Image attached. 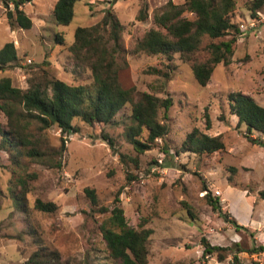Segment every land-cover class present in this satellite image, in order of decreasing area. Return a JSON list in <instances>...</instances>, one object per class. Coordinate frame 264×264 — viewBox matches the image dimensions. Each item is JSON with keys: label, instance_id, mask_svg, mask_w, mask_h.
I'll list each match as a JSON object with an SVG mask.
<instances>
[{"label": "rangeland", "instance_id": "obj_1", "mask_svg": "<svg viewBox=\"0 0 264 264\" xmlns=\"http://www.w3.org/2000/svg\"><path fill=\"white\" fill-rule=\"evenodd\" d=\"M55 1L26 0L22 8L32 27L23 29L9 26L0 0V48L12 41L17 53L13 66L0 67V78L10 77L21 89L43 71L71 85L90 82L89 69L76 66L68 46L76 27L95 24L110 7L123 25L125 51L117 56L119 80L126 88L134 87L136 95L149 92L171 97L172 105L163 120L167 133L149 149L136 153L124 135L131 112L126 104L113 124L75 119V133L62 134L56 126L46 129L42 134L45 146L58 148L64 139L61 168L25 159L16 169L8 152L0 147V264H21L37 249L57 251L65 264H115L99 229L109 212L98 209L111 208L116 198L130 226L152 230L149 264H234L235 255L242 264H264V250L260 251V246L264 247V199L258 195L264 188V145L247 137L246 125L238 123L228 102L231 92L240 91L264 106V3L252 16L248 9L251 0H235L232 21L241 33L233 44V55L229 63L216 64L202 86L195 80L191 64L178 54L167 61L161 54L132 52L136 40L156 28L153 12L168 0H77L67 25L56 23L52 14ZM144 3L148 17L138 21L136 15ZM184 16L193 15L186 12ZM56 34L64 43H56ZM228 38L205 36L196 59L207 58L210 41ZM151 67L169 73V77L150 73ZM194 127L211 136L220 134L224 148L200 154L181 150ZM0 128H7L1 110ZM103 133L113 139L112 145L103 139ZM250 136L264 140L257 131ZM121 153L136 156L138 165L128 158L123 162ZM13 169L20 175H37L29 178L31 189L22 201L9 184L15 176ZM85 187L95 189L96 205L85 195ZM216 197L221 212L209 201ZM36 198L55 202L58 210L35 209ZM223 213L243 227L236 229ZM203 239L221 250L202 256ZM218 252L224 255L223 260L218 259Z\"/></svg>", "mask_w": 264, "mask_h": 264}, {"label": "trees", "instance_id": "obj_2", "mask_svg": "<svg viewBox=\"0 0 264 264\" xmlns=\"http://www.w3.org/2000/svg\"><path fill=\"white\" fill-rule=\"evenodd\" d=\"M6 8V17L11 28L29 29L32 20L23 10L26 0H2ZM77 0H56L52 9L57 24L67 25L74 16V5ZM116 1V0H106ZM264 3V0H251L248 9L252 16ZM12 4V8H10ZM235 0H184L177 4L168 0L160 9L154 10L153 22L156 28H150L138 38L132 49L133 53L161 54L171 61L175 54L191 64L193 76L198 84L205 86L216 64L229 63L233 55V44L240 35V29L232 21ZM188 12L193 16L184 14ZM148 17L147 5L144 3L138 10L136 19L144 21ZM123 25L109 7L102 18L91 26H78L74 30L73 42L68 46L71 58L77 67L89 69L91 81L85 84L71 85L43 71L39 76L29 78L28 87L21 89L12 84L11 78H0V110L7 119V128H0V147L9 154L11 164L16 168L22 167L23 160L34 161L49 168L62 167V153L65 150L64 139L58 148L45 146L42 134L51 126H56L62 134H72L78 131L73 123L80 119L87 124H113L116 114L130 104V123L126 126L124 135L136 153L149 149L158 139L167 133L164 119L172 105L170 96L159 97L153 93L141 92L135 94L134 87L126 88L119 80V64L117 56L125 51L122 43ZM229 35L226 40L210 41L206 45L207 58L200 61L195 55L199 52L203 38L209 39ZM57 44L64 43L56 34ZM17 60L14 43L8 41L0 48V67L6 69L13 66ZM150 73H163L168 78L169 73L151 67ZM162 75V74H161ZM230 112L238 118V123H244L247 137L254 142L264 145V140L250 135L257 131L264 135V106L259 104L251 95L231 92L228 95ZM205 122L210 127V117L205 114ZM103 139L112 145L113 139L103 133ZM225 146L222 136L208 135L194 127L181 144V150L194 153H212ZM123 162L128 158L138 165V158L121 153ZM14 179L9 183L12 191L21 199L26 198L30 191L29 181L35 179V173L17 174L13 169ZM130 178V176H128ZM135 177L133 176V179ZM85 195L91 204H97L94 188L85 187ZM2 190L0 188V198ZM264 199V188L258 193ZM119 198L111 208L101 207L100 213L109 215L99 224L102 239L108 257L115 264H149L148 240L152 230L146 227L134 228L126 220ZM214 209L220 212L218 198L209 199ZM22 207V205H21ZM34 208L43 212H55L58 205L53 201H43L36 198ZM223 216L237 229L243 227L228 214ZM202 256L221 250L219 246L202 240ZM264 247L260 246V251ZM238 251H241L238 249ZM249 252L255 251L249 249ZM218 259L224 255L218 252ZM234 264L239 262L234 256ZM21 264H65L57 251L37 249ZM259 264V263H254Z\"/></svg>", "mask_w": 264, "mask_h": 264}, {"label": "built area", "instance_id": "obj_3", "mask_svg": "<svg viewBox=\"0 0 264 264\" xmlns=\"http://www.w3.org/2000/svg\"><path fill=\"white\" fill-rule=\"evenodd\" d=\"M217 194H220V192L218 191V192H216Z\"/></svg>", "mask_w": 264, "mask_h": 264}]
</instances>
